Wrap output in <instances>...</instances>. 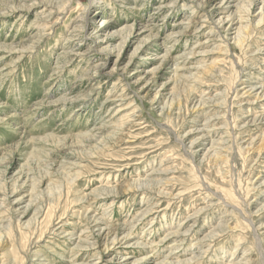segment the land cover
Segmentation results:
<instances>
[{
	"label": "rangeland",
	"instance_id": "1",
	"mask_svg": "<svg viewBox=\"0 0 264 264\" xmlns=\"http://www.w3.org/2000/svg\"><path fill=\"white\" fill-rule=\"evenodd\" d=\"M64 1L0 0V264H264L262 0Z\"/></svg>",
	"mask_w": 264,
	"mask_h": 264
},
{
	"label": "bare ground",
	"instance_id": "2",
	"mask_svg": "<svg viewBox=\"0 0 264 264\" xmlns=\"http://www.w3.org/2000/svg\"><path fill=\"white\" fill-rule=\"evenodd\" d=\"M71 0H65L62 4H68L69 2H70ZM249 2H248V10H246V11H248V13L247 14H249V12L251 11V9H252V7H256L258 4H259V0H248ZM262 6H258L259 7V9H260V13H259V15H260V18H259V21H258V24L257 25H260L261 23H263V21H264V0H262ZM51 6V5H50ZM245 8V7H244ZM242 10V9H241ZM244 10V11H245ZM57 11H61V10H57ZM243 11V10H242ZM242 11H240V12H242ZM52 13H53V11H52ZM246 14V13H245ZM239 16H242V15H240L239 14ZM244 17V16H243ZM243 18L242 17H239V20H238V22H240V24H241V27H240V29L238 30V32L236 33V37H235V39H237L236 41L237 42H240L239 43V45L240 44H242L243 42V39H244V37H245V34H244V32L246 31V29H248V24H246L245 26H243ZM251 20V22H252V19H249V21ZM223 21V20H222ZM248 21V20H247ZM234 26V25H233ZM243 27H246V29H243ZM249 27H250V25H249ZM242 42V43H241ZM207 102V101H206ZM124 125V124H123ZM121 127V126H120ZM122 128V127H121ZM192 152V151H191ZM193 153V152H192ZM144 183H150V182H148V180H146V181H144ZM140 185H142V182H140L139 183ZM139 184L137 185V186H139ZM160 184V183H159ZM138 188H140V187H138ZM137 220V219H136ZM133 221V220H132ZM136 222V221H135ZM249 223H250V225L252 226V231H253V233H254V235L257 237V239H258V247L259 248H261L260 250H263V243H262V238L259 236V234H258V230L257 229H254V222H252V220H250V221H248ZM106 224V223H105ZM180 227V226H179ZM109 228H111V227H109ZM180 228H178L177 229V233H179V230ZM110 230V229H109ZM130 233H127L126 234V236H125V238L126 237H128V235H129ZM183 234V233H182ZM2 232H0V242L2 241ZM118 238H117V234L113 237V241H116ZM176 241V240H175ZM239 244H240V242H239ZM238 244V245H239ZM177 247V246H176ZM236 258L238 259L239 258V253H238V255L236 256ZM235 258V259H236ZM173 260V259H172ZM163 261V260H162ZM239 261V260H238ZM232 262V260H230L229 262H228V264H237V263H239V262ZM163 264V263H162ZM164 264H175L173 261H170V262H165Z\"/></svg>",
	"mask_w": 264,
	"mask_h": 264
}]
</instances>
